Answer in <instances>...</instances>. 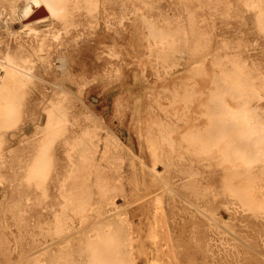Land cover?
I'll list each match as a JSON object with an SVG mask.
<instances>
[{
	"label": "rangeland",
	"instance_id": "374dc122",
	"mask_svg": "<svg viewBox=\"0 0 264 264\" xmlns=\"http://www.w3.org/2000/svg\"><path fill=\"white\" fill-rule=\"evenodd\" d=\"M23 2L24 0H0V11L4 7L5 13L9 14L7 19L6 16L2 17L0 14V34H2L0 40L3 44L0 60L9 49L13 51L20 49V53L24 56L31 57L33 65L32 72L29 71L30 75H33L30 76L32 81L26 87L24 100L20 103L21 107L23 106L21 109L23 111H20L18 117L15 118L18 125L16 124L13 128L10 126V129L7 130L5 127L0 129L3 131V135L0 137V143L2 142L0 153H3L2 156L0 154V264H38L37 262L41 260L40 258L44 253V261L39 264H48L49 258V264H55L56 257L62 253L60 251L70 252L69 248H73L79 253L75 252L71 256L68 255L67 264H76L74 258L77 257H81L85 264L87 261V254L84 253L86 251L85 241L96 242L102 238H97L98 235H106L111 230L122 235L125 233L128 236V240L130 239L132 244L127 243V241L126 243L132 249L134 264H264V220L262 218L249 215L250 219H245L243 224L241 222L243 217L236 216L230 210L224 197L213 200L209 205L206 201L203 202L198 200L196 196H191L192 194L188 189L190 182L186 181L187 176L176 172L178 165L168 161V167L164 164L167 169L161 164L162 162L156 163L155 167L150 155H148L151 152L148 151L147 143L142 138H139L138 141V138H135L136 134L134 135V129L137 124L140 125L141 117H144L145 112L147 114L149 112L155 117L150 115L148 119L151 122L158 120V123L156 121L154 124H158L160 128L164 127L161 130L164 129L166 132L162 131L166 143L172 134H174L173 143L176 148L181 142L179 146L185 148L178 152L181 155L192 151L189 148L190 144L185 143L186 141L190 142V140L184 141V136L190 138L193 133V137L190 139L192 142H197V133L204 129L209 130L211 128L209 131L213 133L224 134L225 138L233 143L239 144L241 139L247 138L246 132H243V125L227 122L223 118L222 112L224 111L222 108L218 107L217 109L216 106H222L224 100L228 99V102L232 101L231 104L235 108L246 105L238 99L240 94L239 92L236 94V92L239 89H233V82L228 83L230 81L229 76H232L229 75L232 71L230 66L236 64L235 61H238V64L243 65L244 68H246L244 65L246 64L247 71L250 69L257 77V79L249 80L246 75L249 80L244 81L247 90L249 88L257 90L260 89V86L264 88V32L259 29L257 24L258 20H262L264 23V0H135L134 6L137 10L133 51L135 64L131 63V71L137 73L136 90L132 97L121 101L117 100L116 94L121 85L129 81L127 75L128 78L130 75L123 63H120L123 65L120 80L115 74V67L112 65L113 59L110 57V48L115 43L114 34L107 35L103 25L98 28L100 31L98 34L92 35L83 31L79 33L66 30L63 24L52 21L48 23V27L45 25H41V28L38 27V34L41 36H36L35 32L30 35L29 31H22L18 36L10 35V31L20 28L18 11ZM4 21L8 26L6 29L10 28V31H4L5 29H2L3 32L1 31ZM260 24L262 25V23ZM116 29H120V27ZM40 37H45L47 42V48L43 52L37 51ZM126 38H128L126 34H123L122 38L119 39L123 46L122 51L125 58ZM164 44L166 45L165 48ZM156 51H158V55L155 53ZM114 61L116 62V60ZM197 68L203 70L200 71ZM2 76L3 72L0 67V78ZM176 85L177 87H175ZM229 87H232L231 90ZM166 88L172 89L164 93L168 97L172 93L170 98L163 95ZM204 89L206 91H203ZM227 89L228 92H226ZM247 90L245 92L251 98L253 94L251 90ZM203 93L206 94V97ZM211 98H216V100L211 101ZM209 99L215 104L219 100V104L212 103L215 105L212 106L210 101L208 104ZM156 100L161 104V108L163 107L162 111L156 107ZM196 103L199 104V107L201 105L204 107L203 109L200 107L202 111L205 109L208 112L209 116L207 117L210 120L208 121L206 118L207 121L211 123L214 121L212 125L210 124L211 126L207 122L205 123L206 119L199 115L201 114L199 107V112H197ZM58 105L63 106L67 112H63L64 115L66 114L64 117L67 119V124L68 121L69 123L70 121L76 122L64 127L68 133L67 135L64 132L67 139H62L64 135L61 134V136L55 137L52 135L50 154L52 161H55L52 162V167L57 168L58 172L55 170H53L55 172H50L49 175L54 177L49 176L51 181L47 178L44 181L41 180V184L40 181L35 185L27 184L29 181L32 182V178L31 176H29L31 179L26 178L28 175L23 166L27 164L23 162L26 161L28 165L35 164L36 158L32 163L31 157L34 158L32 156L34 154L36 157L39 156V151L33 152L32 143L44 141L45 137H39L43 136L39 133L48 128L44 126L45 122L49 123L51 113H57L54 108ZM251 106L264 108V98L252 102ZM48 107L50 108L48 109ZM46 112L49 113V116ZM69 112L70 116H75L74 118L77 119L74 120L73 117L69 119L70 117H67ZM158 114L159 116L156 117ZM162 114L169 116L170 120ZM19 117L21 118L19 119ZM46 117L48 118L46 119ZM200 117L204 119L205 126ZM79 123H81L80 128ZM167 124L171 127H169L171 135H169V131H166L168 128L165 125ZM72 125L78 126L79 131L73 129ZM86 129L90 134L93 133V141L84 142L92 137L89 133L86 134L82 131H86ZM46 131L48 133L49 128ZM81 131L82 134L85 133L83 136L87 135L88 139L83 141V138L79 137L82 135L80 134ZM96 132L100 137L99 141L95 139ZM43 133L45 134V132ZM166 134L168 135L167 139ZM187 134H189L188 137ZM36 136L42 139L36 142L34 141L37 139ZM56 137L60 140H57ZM75 137H78L77 140L80 138V140L73 142ZM71 138L73 139L71 140ZM63 140L68 141L70 146L72 144V149L63 145L65 144ZM170 140L172 139L170 138ZM170 140H168L167 145L171 143L175 147ZM57 141H60L58 142L60 144ZM77 142L84 144L83 147L87 149L90 147L87 144L92 142L94 150L91 152L94 154L91 156L95 157H93L95 164H99L97 169L95 167V173L92 170L94 174H91L96 176V180L91 178V183L90 180L89 182L85 181V183H90L88 187L93 184L100 186L105 180V184L109 187L106 197L96 189L95 185L90 188L88 193L90 205L96 206V208L93 206V210H91L97 211L98 209L99 211L100 208L102 211L90 212L91 210H89L85 214L81 213L84 211L83 209L77 208L79 212L81 211L80 215L85 214L83 217L63 209L66 205H63V202L72 204L66 205L68 209H71L69 207H76V198L81 196L83 198L82 194L85 190V187L82 191L75 188L74 183H71L72 179L77 184L81 182L76 181L75 176L77 175L75 173L82 172L80 175L84 174L81 168L82 166L84 168V165L80 161L82 157H80L79 151L83 147L80 146L79 149ZM192 142L191 146L193 145ZM107 144L110 146L108 147ZM73 145L77 149H74ZM97 145L98 147H96ZM37 146L34 145V148ZM174 147L173 150H177ZM107 149L112 158L109 157V153H106L105 150ZM67 150H70L74 156L75 152L80 155L76 154L75 160H71L69 157L71 153L69 154ZM242 152L245 155L250 154L244 146ZM189 154L191 153L189 152ZM189 154L187 153V156H190ZM78 157H80L79 161H77ZM92 157H88V161L92 162ZM70 161H76L74 165L77 166L81 163L79 167L81 169H78L77 166L71 167L73 164ZM194 163L197 170V162ZM75 169L78 170L72 173V177L66 176V173L70 170L69 173L74 172ZM24 173L26 176L23 175ZM156 175L160 177L159 180L161 181L155 179ZM81 176L84 177V175ZM205 176H209V173H206ZM64 177L65 179L68 177L72 179L65 180ZM99 177L105 179L99 183L101 180ZM23 178L27 181L23 182ZM83 180L85 179L83 178ZM97 180L98 182H96ZM166 181L170 183L171 186L167 187H172V192L165 191L168 189L163 184ZM208 181L219 185L217 179ZM44 183L48 187L45 191L48 197L45 194V199L38 191L46 189ZM63 183H66L64 184L66 186L60 189ZM82 183L84 184V182L80 184ZM26 185L35 186V188H28ZM64 188L69 189L65 190L68 191L67 196L71 195V191L82 194H77L78 197L76 194H72L75 195L71 196L74 201L69 197H66L67 201H64L62 198L65 197L66 193ZM61 191L63 193L60 194ZM62 194L63 196H61ZM69 200L75 204L68 202ZM99 204L100 206L97 208ZM207 207L210 208L211 212L206 209ZM61 211L67 215V218L64 217L66 219L56 218V214L60 215L61 218L63 217ZM99 213L100 217L97 216ZM173 216L176 221H179L178 238L174 228V225L177 227V224L172 220ZM54 219H57V224L54 223L56 221ZM61 220L62 222H60ZM66 222L67 224L64 225ZM58 226L61 231L57 229ZM59 231L60 233L56 234ZM62 231L65 233L62 234ZM181 231L183 232L182 235L180 234ZM100 232H104V234L101 233V235ZM111 233L108 234L111 236ZM105 235L103 236L105 238H102L104 240L100 242L109 240V235L107 238ZM189 236H192L193 239L191 240ZM126 237L125 239H127ZM176 243L180 244L177 250L180 247L181 249L175 255ZM103 244L101 247L105 251V256H103L107 257L106 262L112 264L114 261L110 257L111 252L107 253V248ZM122 250L120 255L124 256L125 250L123 251L124 254Z\"/></svg>",
	"mask_w": 264,
	"mask_h": 264
},
{
	"label": "bare ground",
	"instance_id": "6f19581e",
	"mask_svg": "<svg viewBox=\"0 0 264 264\" xmlns=\"http://www.w3.org/2000/svg\"><path fill=\"white\" fill-rule=\"evenodd\" d=\"M134 1L135 0H24L23 5L19 8V11H18V16L20 19V28L18 30H12V31L9 30L10 28L7 30L6 27H8V26H6L7 23L4 21V23H2L1 31H2V29H5L4 31H10L9 34L14 35V36H18L19 33H21L22 31H27V32L29 31L28 33L30 35H33L32 32H35L36 36H41L38 34L39 33L38 27L41 28L40 27L41 25H43V26L45 25V27H48V25H49L48 23L55 21L57 23L63 24L66 30H73V31L79 32V33L83 31V32H86L87 34L94 35V34H98L100 32V31H98V28L101 25H103L104 29L106 30L105 33L107 35H111L112 33L114 34L115 43H114V46L110 48V57L113 59L112 65H113V67H115L114 70H115V74H116L117 78L120 80V75H121L120 73H121V68L123 65L126 66V68L128 70V74L130 75L129 78L127 75V80H129V81L124 82L121 85V87L119 88L120 90H118V92L116 94V96L118 98L117 100L121 101V100H124L127 98L129 99L130 97H132L133 93L136 90V88H135V84H136L135 81L136 80L135 79H136L137 73L131 71V68H132L131 63L133 62V59H134L133 51H134V47H135L134 46V25L136 24L135 19H136V15H137V10L134 6ZM41 11L44 12L45 15L38 18V19H35L34 16L37 15ZM5 12H6V9L3 7V9L0 11V14L2 15V17L6 16V19H7L8 18L7 15H9V14H7ZM260 23H262V25ZM257 24H258L259 29H261L264 32L263 21L258 20ZM0 27H1V25H0ZM118 27H120V29H116ZM123 28H125V29H123ZM123 34H126V37H128V38H126L127 39L126 40L127 41V44H126L127 48L125 49L127 59L123 56V51H122L123 46L121 45V42L119 41V39L122 38ZM0 35H2V34H0ZM153 37L156 38L155 36H153ZM15 38H17V37H15ZM39 42L40 43L38 44V50L37 51L38 52L45 51L47 48L46 38L40 37ZM149 45H151V44L149 43ZM165 46L166 45L164 44V48H165ZM2 48H3V44L0 40V52H2ZM155 48H157V47H155ZM157 52L158 51H156L155 53H157ZM157 55H158V53H157ZM159 55H162V54H159ZM1 60H2V62H0V67H1L2 72H3V76L0 78V129H2V127H5L7 130V129H10V126L13 128L16 124L18 125L15 118L18 117L20 111H23V110H21V109H23L22 108L23 106L21 107L20 103L22 100H24L23 97H25V94H26V87L32 81V78L30 76H33V75H30L29 71L32 72L33 65L31 63L32 62L31 57L24 56L22 53H20V49L18 51H13L12 49H9L8 51H6L3 54V57L1 58ZM114 60H116V62ZM120 63H123V65H120ZM163 63H164V61H163ZM235 63L236 64H233L232 66H230L232 68V71L230 70L231 72L229 73V75H232V76H229L228 79L230 81H228V83L233 82L232 83V87H234L233 89H237V90L239 89L238 91L236 90L237 91L236 94H238V92H239L241 99L240 98H238V99L240 100V102L242 104L245 103L246 105H243L241 108H235L231 104L232 101L228 102L229 101V99H228V100H224V104L222 106L218 105L219 104L218 103L219 100H218L216 103L218 106H216V108L217 109H218V107L222 108V111H224V112H222V114H224V116L223 115L222 116L227 122L234 123V124L237 123V124L243 125V127H244L243 132H246V136H247V138L245 136H243L246 138L245 140L241 139V141H239V144L229 142L225 138L224 134H221V133L216 134L215 132L213 133L212 131H209V130H211V128L209 130L204 129V130H201V132L197 133V142L191 141V139L193 137V133L190 135L191 139L188 137L189 134L186 135L188 138H185V136H184V138H185L184 139L182 137L184 141L186 139L190 140V142L186 141L185 143L190 144V145L189 144L188 145L192 151H189L191 154H189V152L186 151L191 157L187 156V153L181 155V153L178 154V152H180V150L184 147L181 148L179 146L180 145L179 143H181V142H179L178 146L176 148V145L173 143L174 142L173 139H175L173 137L174 134L171 135L170 134L171 131H169L170 126H168V124L165 125L168 128V130H166V128H165V130L167 132L169 131V135L172 136L170 138L173 141L170 140V138L167 139L168 138V135H167L168 133H167L166 134L167 135V137H166L167 143H166L165 135H164L165 131H164V129L161 130L164 127L162 126L160 128L158 126V124H154V122L156 123V121L158 123V120H156V121L153 120V122H151L148 119V117H150V115H152V113H149V112H148V114L145 112V114H143L144 117H141L142 118L141 123H140V125L137 124L138 126L136 125V127L134 129V135L136 134L135 138H138V141H139V138H142V140L145 143H147L148 151L151 152V154H148V155H150V159L152 160L154 166L156 165V163L158 164V162H162L161 164H163V165L165 164L168 167V161L171 163L174 162L176 164V166L178 165L176 172L177 173L179 172L180 174L182 173V174L187 176L188 180L186 179V181L190 182L188 189L191 192L190 194H192L191 196H194V197L196 196V198L198 200H201L203 202L206 201L209 205L213 200H216L217 198H220V197H224L227 200V204H229L228 207H230V210L234 214H236V216L239 215V216L243 217V218H241L242 219L241 222L244 224L245 219H247V220L250 219L249 215H252L255 218H262L264 220V127H262V125L264 124V108H262L261 106H257L255 108L251 106L252 102L260 101L264 98V96H263L264 88L262 86H260V89H257V90H253L254 89L253 87H252L253 89L249 88L248 90H251V92L253 94V96H251V98H249L250 97L249 94H246V92H245V90H247V88H246L247 86L245 87L246 84L244 81L248 80L247 79L248 77H249V80L250 79H257V77L254 75L253 71H251L250 69L247 71L248 68H247L246 64L241 62L242 64L245 65L246 68H244L243 65L238 64V61L237 62L235 61ZM133 64H135V63L133 62ZM202 65H203V63H202ZM200 66H201V64H200ZM200 66H198V67H200ZM145 67H143V68H145ZM230 67H229V69H230ZM197 69H199V68H197ZM199 70L202 71L203 69L202 70L199 69ZM166 71H168V70H166ZM226 71H227V69H226ZM225 73L228 75L227 72H225ZM221 77H224V76H221ZM243 78H246V79L243 80ZM240 80H242L243 82ZM251 81H254V80H251ZM240 83H242V84H240ZM177 85L175 87H177ZM254 86H255V84H254ZM232 87H229L230 89L229 88L228 89L231 90ZM172 88H174V87H172ZM219 88H220V86H219ZM169 89L172 90L171 88H169ZM169 89L166 88V90L163 92V95H165L164 93H166V91ZM228 89L226 92H228ZM173 91H175V89H173ZM203 91H206V90L204 89ZM89 93H90V91H89ZM100 95H102V94H100ZM171 95H172V93L170 94V97H171ZM204 95L206 97V94H204ZM165 96L168 97L167 94ZM170 97H168V98H170ZM202 97L205 98L203 95H202ZM227 97H228V95H227ZM159 99H161V98H159ZM213 99L214 98H211V101ZM238 99H237V101H238ZM215 100H216V98L213 101H215ZM204 101H205V99H204ZM209 101H210V99L208 100V104L211 102V101L210 102ZM155 102H156V107L162 111L163 107L161 108V106H160L161 104L159 103V101L156 100ZM212 103L213 102H211L210 104H212ZM213 104H215V103H213ZM213 104H212V106L216 105V104L215 105H213ZM221 104H222V100H221ZM51 105H54V104H51ZM198 105L199 104L196 105L197 110L200 107H202V109L204 108L202 105L200 107ZM49 108L50 107H48V109ZM52 108H53V106L51 107V109ZM177 108H178V106H177ZM221 108H219V109H221ZM54 109L57 113H54V112L51 113L50 112L51 113L50 116H49V113L46 112V113H48V116H49V120H48L49 123L45 122L44 126L45 127L47 126L49 128V132L46 133L47 132L46 130H48V128H46V130L43 131V132H45V134L43 132L39 133V134H43V136H39V137H45L46 139L44 138V141H42V140H40L42 138H39V137L37 138V136H36L37 139H35L34 141L37 142L40 140V142L32 143L33 144L32 148L34 149L33 152L39 151V156L37 155V157H36L35 154L33 153L34 155H32V156L34 158L31 157L32 161L30 160L33 163V160L36 158L35 164L33 163L34 165L33 164L28 165V163H26V161L23 162V163L27 164V165H24L23 167L26 171V172L25 171L24 172L28 176H26L25 173L23 175H25L27 179L29 176H31V178H32V182L30 183V181L28 180L29 182H27V184H34L35 185V184H38V181H40V184H41V180L44 181L47 178L49 180V176H51V175H49L50 172H55L58 170L57 168H56L57 169L56 170V169H54V167H52V162H55V161L54 160L52 161L51 154H50V145L52 143L51 139L53 136L55 137V136L64 135L65 133H67L64 130V127H68L69 126L68 124H70V123H72V124L76 123L74 121H72V122L70 121V123H69V121H68V124H67V119L64 117L66 114L64 115V113H63V112H65V113H67V112L65 111V108L63 106L58 105V106H55ZM199 110H201V108ZM199 110L197 112H199ZM204 112H206L205 109L203 111L201 110L199 112L201 114H199V115H201V117H203L205 119L206 118L208 119V117H207V116H209V114H207L208 112H206L207 115L204 114ZM209 112H210V109H209ZM68 114L69 115L67 117H70L69 119H72L73 116H70L71 115L70 112ZM157 116H159V114L156 115V117ZM162 116H164V114H162ZM151 117H155V115H152ZM167 117L169 119V116H166V118ZM20 118L21 117H19V119ZM47 118L48 117H46V119ZM203 118H201V120ZM19 119L17 118V120H19ZM76 119L74 118V120H76ZM207 119H206L205 123L207 122V124H209V126H211L214 121H212V119H211V121H212V123H211V122H208L210 119H208V121H207ZM172 121L175 122V120H172ZM203 121H204V119L202 120V122ZM181 123H182V121H181ZM46 124H48V125H46ZM163 124H165V123H163ZM178 124H180V123H178ZM159 125L161 126V124H159ZM183 125H184V123H183ZM203 125H204V122H203ZM78 126L80 128L81 123H79ZM78 126L72 125V128L77 129ZM134 126H135V124H134ZM175 126H176V123H175ZM7 127H9V128H7ZM66 129H69V128H66ZM81 129H83V128H81ZM95 130H97V129H95ZM77 131H79V130L77 129ZM82 131L85 132L86 134L89 133V132H87L88 131L87 129H86V131H84V130H82ZM82 131L80 132V134H82ZM162 131H164V132H162ZM2 132L3 131H0V135H1L0 137H2V135H3ZM68 132H70V131L68 130ZM77 133H79V132H77ZM84 134L81 135L82 137L79 136L80 138H83L82 139L83 141L88 139L87 135L83 136ZM95 134L97 137V138L95 137V139L99 141V138H100L99 135H97V132ZM67 135H68V133H67ZM92 135H93V133L90 134V137ZM76 138H78V137H75L74 138L75 140H72L73 138H71V140L73 142H76V140H77ZM80 138L77 141H79ZM92 138H93V136L91 137V139H88L84 142H88L90 140L93 141ZM56 139L60 140L57 137H56ZM62 139L65 140L67 138L64 135V138H62ZM178 139H179V137H178ZM64 140H63V142L65 144H63V143L62 144L71 148L72 144L70 146L69 145L70 143L68 141H64ZM168 140H170V142H172V144L175 145V147H174L170 143L169 144L170 146H173L174 149H177V150L180 147V149L177 151V150H173V147L170 148V146L167 145L169 143ZM180 140H181V138H180ZM183 140H181V141H183ZM0 141H1V139H0ZM41 141H42V143H41ZM30 142H32V141H30ZM58 142H60V141H57V143ZM66 142L68 143V145H66L67 144ZM175 142H177V141H175ZM191 142L193 143L192 146H191ZM1 143H0V145H1ZM3 143H4V139H3ZM39 143H41L40 144L41 146L40 145L37 146ZM29 144H31V143H29ZM58 144H60V143H58ZM76 144H78L77 146L79 147V149L81 148L80 146L83 147V145H84L82 143L79 144L78 142ZM92 144H93L92 142H91V144H87L92 148L89 147V149H87L86 147H83V149H80L79 151H80L81 155L79 153L75 152L76 154L80 155V157H82V159H80V157H78L77 161H79V159H80V161L84 165V168H83V166L81 167L83 169V173H84L81 175H84V177H82L80 175V173H82V172L75 173L78 169H81V168H79L81 166V163H79V166H77L76 164L74 165V163H76V161L75 162L70 161L74 165V166L72 165L71 167L75 168L77 166V168H78V169H75L74 172H71V173H69V172L73 168L71 169V167H67L71 170L70 171L68 170L69 172L67 171L68 173H66V176L69 175V177H72V173H75V175H77V176H75V175H73V176H75L76 181H81V182H84V184H87V185H84L83 183L80 184L81 182H79V184H77L74 182V179L68 177L69 179H72L71 183H74L73 185H76L75 188H78L79 190L83 191L84 190L83 187H85L83 194L80 192L77 193L80 195L82 194L83 198H81L82 196L79 198H76V207H69L72 210L68 209V207L66 206V205H72V204H67L66 202H63V205L66 204L63 209L67 210L66 212H68V210H70L75 215H78L81 212V211L80 212L78 211L79 208H80V210L83 209L84 211H82L81 213H85V214L88 213L89 210H91L93 208V206H94V208H96V206L94 204H92L93 206L90 205V198L88 195L89 190L92 186L95 185L96 189H98V191H100L102 193V195H104V197H106V195H107L106 192L109 188L105 184V182H104L105 180L103 181V179H105L104 177H103V179L99 177V179H101L99 183H101L103 181L102 184H100V186H98L97 184H93L91 187H88V186H90L89 184L91 183L90 179L91 178L94 179L96 177V176L94 177L93 175H91L93 173L92 170H94V173H95V171H96L95 167L97 169V167L99 165V164L98 165L95 164V162L93 161L94 156L93 157L91 156L92 154H94V153H92L93 152L92 150H94L93 149L94 147L92 146ZM34 145H36L37 148H34ZM98 145L96 147H98ZM109 146L110 145H108V147ZM243 146H244V148H246V150L250 154L245 155L242 152ZM1 147H3V146H1ZM38 147H41V148L38 149ZM73 148L77 149V147L74 145H73ZM36 149H38V150H36ZM184 149H183V151H184ZM1 150H3V148H1ZM52 150H53V148H52ZM105 151H107L106 152L107 154L109 153L108 149ZM183 151H182V153H185ZM68 153L70 154L71 151L69 150ZM88 153H90V154H88ZM106 153H105V157H106ZM0 154H1V156L3 155V153H0ZM72 154L73 153H71L70 156L67 155V157L69 156L71 158V160H75L74 157L76 156V154H75V156ZM110 154L111 153H109V157H111ZM88 155H90V156H88ZM55 156H57V155H55ZM88 157L89 158L92 157V162L88 161ZM68 160H70V159H68ZM190 160H192V161H190ZM193 162H197L196 163L197 170L194 166L195 163L193 164ZM54 164H56V163H54ZM28 166H30V167H28ZM176 166H175V168H176ZM25 167H27V168H25ZM165 169H167L166 166H165ZM53 170H55V171H53ZM154 170H155V168H154ZM168 171H169V169H168ZM206 173L207 174L209 173V176H205ZM103 175H104V173H103ZM56 176H57V174H56ZM90 176H93V177H90ZM51 177H53V176H51ZM68 178L65 179V177H64L65 180H68ZM83 178L85 180H83ZM155 179L157 181H161V180H159L160 177H157V175H156ZM210 179H217L219 181V185L217 186L215 184H212V182L208 181ZM24 180L25 179L23 178L22 179L23 182L27 181V180H25V181ZM89 180H90V183H85V181L89 182ZM95 180H96V178H95ZM98 180L96 182H98ZM49 181H51V180H49ZM94 181H93V183H95ZM164 181H165V179H164ZM46 183H48V182H46ZM64 184H66V183H63V185L60 187V189L62 187L66 186V185L64 186ZM163 184L166 185V188H168L167 186L170 185V183H168L167 181L164 182ZM45 185H46V189L45 190L40 189L41 191L38 190L39 189L38 185L36 186V187H38L37 190L39 192H41V194L43 195V196L42 195L41 196L44 199L46 197H48L47 192H45V191H47L48 187H47V184H45ZM26 186L28 188H31V187L35 188V186H31V187H29L30 185H26ZM42 186L44 187V185H42ZM67 188L70 189L69 186H67ZM171 188L172 187H169L168 189H165V188L164 189H165V191L172 192ZM69 189L64 188V192H66L65 190H69ZM73 190H75V189H73ZM42 191H44V193H42ZM67 192L65 193V197H62L64 201H67L66 197L72 198L71 196H75L72 194H76L75 191L74 192L71 191V193H70L71 195L68 194L69 196H67L66 195ZM61 193H63V192L61 191L60 194ZM61 196H63V194ZM77 197H78V195H77ZM72 200L74 201V198H72ZM73 201L69 200L68 202L75 204V202H73ZM100 204H102V203H100ZM100 204L98 205L97 208H99ZM106 205H107V203H106ZM206 209H208L210 211L209 207H207ZM92 210L90 212H97L98 211V209H97V211H92ZM62 211H61V214H63V217L61 218L60 215L56 214L57 219H66L67 218V215H65L64 212H62ZM101 211L99 208L98 212H101ZM85 214H83V215H85ZM83 215H80V216L83 217ZM99 215H100V213L97 216H99ZM101 215H102V213H101ZM57 216H59L60 218ZM65 216H66V218H64ZM80 216H77V217H80ZM173 218H172V220H174L177 224V227H176V225H174L175 231H177V232H175V234L177 233V235H176V237H177V236H179V232H178L179 221H176V218L174 216H173ZM57 219H54V220H56V221H54L55 224L58 223ZM60 222H62V220ZM175 222H173V223H175ZM66 224H67V222L64 225H66ZM57 229H59V226L57 227ZM63 229H65V228H63ZM66 230H68V229H66ZM66 230H65V232H66ZM60 231L58 233H56V232L55 233L59 234ZM113 231L115 232V230H111V231L107 232L106 235L104 234V232L103 233L100 232V234L101 233L104 234L106 236V238H107V235H109L110 232H112L111 236L109 235V240L111 239V241H109L107 239V241L105 240L104 242H100L101 240H104V239H102V238H105V237H103L104 235L103 236L98 235L97 238L98 237H100V238L102 237V238L98 239V240L95 238V240H97L96 242H94V241L92 242L90 240L85 241L86 242V244H85L86 245V251L84 253L87 254V261L85 264H109L108 262H106L107 257H104L105 251H103L101 249V247H103L102 243H104L103 245H105V247L107 248L106 252L107 253L111 252L110 257H112L113 258L112 261H114L112 264H134L133 261L135 259H134L133 253H132V249L127 244L128 242L131 243V241H129L130 239L128 240V236L125 235V233H124V235H122V234H118L115 232L116 233L115 234ZM65 232L62 231V234ZM97 233H99V232H97ZM182 233L183 232L181 231L180 234L182 235ZM124 236L125 237L127 236L126 237L127 239H125ZM189 237L191 238L192 236H189ZM192 239L193 238H191V240ZM126 241H127V243H126ZM177 243H176V250L174 252L175 255L177 254V251L181 249V247H180V249L177 250V248H179L178 245H180ZM201 244H203V243H201ZM192 246H194V245H192ZM184 248H183V250H184ZM122 249L125 250V254L123 252L124 250H122ZM69 250H70V252L64 251V250L60 251V253L61 252L62 253L56 257L55 264H67L68 263V255L71 256V254L73 255L75 252L79 253L77 250H74L73 248H69ZM121 250L125 256V258H123V259H122V257H124V256L120 255ZM63 252H66V254H63ZM190 252L192 253V251H190ZM78 255L82 256L80 254H78ZM184 255H185V253H184ZM192 255H193V253H192ZM44 256H45V253L43 254L42 258H40L41 260L39 259L40 261L37 262L38 264L40 262L44 261L43 260ZM120 256H122V257H120ZM189 257H191V256H189ZM112 258H110V259H112ZM53 259H55V258H53ZM74 259H75L76 264H84L82 262L83 260L81 257L80 258L77 257ZM48 260H47V262L49 264ZM70 261L71 260L69 259V262Z\"/></svg>",
	"mask_w": 264,
	"mask_h": 264
},
{
	"label": "water",
	"instance_id": "95a60500",
	"mask_svg": "<svg viewBox=\"0 0 264 264\" xmlns=\"http://www.w3.org/2000/svg\"><path fill=\"white\" fill-rule=\"evenodd\" d=\"M44 15H45V13L41 11V12H39L37 15H35L34 18H35V19H38V18H40V17H42V16H44Z\"/></svg>",
	"mask_w": 264,
	"mask_h": 264
}]
</instances>
